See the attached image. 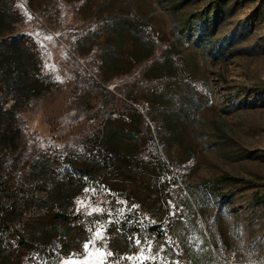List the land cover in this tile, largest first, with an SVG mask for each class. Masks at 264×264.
Instances as JSON below:
<instances>
[{"label": "rangeland", "instance_id": "obj_1", "mask_svg": "<svg viewBox=\"0 0 264 264\" xmlns=\"http://www.w3.org/2000/svg\"><path fill=\"white\" fill-rule=\"evenodd\" d=\"M181 1L0 0V264H264V0H225L191 36L215 0ZM11 38L31 75L8 101Z\"/></svg>", "mask_w": 264, "mask_h": 264}, {"label": "trees", "instance_id": "obj_2", "mask_svg": "<svg viewBox=\"0 0 264 264\" xmlns=\"http://www.w3.org/2000/svg\"><path fill=\"white\" fill-rule=\"evenodd\" d=\"M15 1L16 0H11V2H13V3ZM187 2H188V0L181 1V7H183V5H185ZM223 2H225V0H215L209 6H207V8L203 12H201L199 14H196V15H193L190 18L185 19V21H184V27H186V31L188 32V35L191 36L193 34V32L195 30V27H196V24L199 23V22H201L203 24H208L209 22H212L213 21L214 24H215V27H214V29H215L216 26H217V19H219L220 14H221L220 13V6L223 4ZM123 21L128 26L129 29H131V30L137 29V22L134 19L133 20H130V19H127L126 17H124ZM109 30H112V31L114 30L112 25L109 26ZM14 44H15L14 43V40L11 38L9 40H3L1 47L4 49L5 52L12 54L11 57L17 63L18 77H19V80L21 81V79L23 78V74H22L23 72L26 73L28 76H30L31 73H30L29 70L27 71L26 69H23V68L22 69L24 71L22 72L19 63H18L16 57L14 56V54H15L14 51H13L14 50V47H15ZM5 55H8V54L5 53ZM9 58H10L9 56L5 57V59H4V61H5L4 63L5 64L8 63ZM147 58L148 57H142L139 60L136 59L135 62H134V65L132 67H134L137 64H140L142 61L146 60ZM3 79L8 82L5 85V88H6L10 84L9 83L10 80H9V77L8 76L7 77H4ZM15 85H14V88H15ZM40 91L41 90H38L37 93L39 94ZM0 160H3V159L0 158ZM121 160H123V159L118 158L117 152L114 149H112V151H110V159H109V163L108 164L112 168H114L115 171H117L118 173L125 174V171H123V167L121 165V164H123ZM117 162H119V165H117ZM84 167L85 168H88L89 165H87V164L85 165L84 164L83 169L80 170V173L82 175H85V174L86 175H93V169L90 168L86 172L84 170ZM105 167H107V166H105ZM126 175H129V174H126ZM128 178L130 180H135L136 179V176L133 174V175H129ZM139 183H140V185H142L144 187L146 186V190H150L149 186L147 185L146 180L141 179L139 181ZM7 185L8 184H5L2 181L0 182V202H1V199L3 198L2 196L5 195L6 193H8V189L7 188H9L10 186L7 187ZM14 189L13 190L16 193L21 192V190H22V189H18V188H14ZM11 192H12V190H11ZM12 197H13V195L11 193H9V196L7 195L5 198L8 200V199H11ZM2 210H4L3 207H2ZM45 212L46 213H44V215L47 214L48 217L52 218L53 220H55V219H57V221H60V220L67 221L68 220L67 214H65V213L56 212V211H53L52 209L46 210ZM0 231H3V229H0ZM25 234L23 233L22 235H20V240L21 241H19V245L18 246H20V248L21 247L22 248H25V250H26V248L28 249V245L25 242V239H26V236H27ZM74 249H75L74 251H78L79 250L78 248H74ZM39 251L40 250H38L37 252H39ZM52 255L55 256L53 253H52ZM66 255H68V252L67 251H65V252L62 253V256L63 257H65ZM27 264H36V263H34L33 260L30 258V259H28Z\"/></svg>", "mask_w": 264, "mask_h": 264}, {"label": "snow or ice", "instance_id": "obj_3", "mask_svg": "<svg viewBox=\"0 0 264 264\" xmlns=\"http://www.w3.org/2000/svg\"><path fill=\"white\" fill-rule=\"evenodd\" d=\"M28 18L31 19V17H28ZM29 35H31V34H29ZM46 38L47 39H51V37H46ZM41 47H43V45H41ZM56 79L58 81H61L62 82V80H61V78L59 76H57ZM171 179H172L171 177H168L169 182H171ZM163 180H164V177H161V181L162 182H163ZM172 187H176V185H172ZM77 203H78V205H81L82 206V202L78 201ZM168 203H169V206L172 208V211L169 213V215H176L177 214V210L175 208V205H173L171 201H169ZM133 207H137V206L134 205ZM77 211L79 212V207H78ZM92 211L103 212L104 210L103 209H99V208L92 209L91 211H89L88 213H86V215H91L92 214ZM121 214H122V210H121ZM108 216H109V219L107 221V224L114 223V221L111 219V217H112V212L111 211L108 212ZM144 219H146V217H141L140 220H139V222L140 223H143V220ZM152 223L155 224V222H152ZM104 230H105V225H101L100 227L97 228L96 232L93 233L92 236L89 238V241L84 244L85 252H88L89 243H91L93 245V247H95V241L98 240V239H103L104 238L103 237ZM118 231H119V229H118ZM161 231H163V229H161ZM135 243L137 245H139L140 244V240L137 239L135 241ZM151 243H152L151 240H148L147 241V244L149 246V251H151ZM165 243H167L169 245V247L171 248L172 242L170 240H166ZM160 250L161 251H165V249L163 248V245H161V249ZM96 251L97 252H100L101 253V256H102V259L98 260L96 262V264H119V261L118 260L108 262L107 257L112 255L111 252H108V253L104 254L102 252V250H100V249H97ZM173 251H175V249H173ZM90 255H91V253L88 254V256H90ZM88 256H85V258H84L83 261H81L79 259H73L72 257H69L67 259L61 258L57 262V264H88ZM120 259H124V257H121ZM127 259H129L130 261H132L133 264H136L137 261H139V264H143V260L144 259L155 260L156 258L155 257H152V256H144V249L141 248V251H140V253L137 254V257H135V258H133V257H127ZM161 260L163 261L164 258L161 257ZM43 264H50V262L49 261H44ZM165 264H166V262H165ZM173 264H179V262H173Z\"/></svg>", "mask_w": 264, "mask_h": 264}, {"label": "built area", "instance_id": "obj_4", "mask_svg": "<svg viewBox=\"0 0 264 264\" xmlns=\"http://www.w3.org/2000/svg\"><path fill=\"white\" fill-rule=\"evenodd\" d=\"M4 69H5L4 77L8 76L10 80L9 82L10 84L6 87L7 95L5 97V99L9 101L12 99V95L14 92V85L17 84L19 81L16 61L11 57V65H4Z\"/></svg>", "mask_w": 264, "mask_h": 264}, {"label": "bare ground", "instance_id": "obj_5", "mask_svg": "<svg viewBox=\"0 0 264 264\" xmlns=\"http://www.w3.org/2000/svg\"><path fill=\"white\" fill-rule=\"evenodd\" d=\"M11 61V60H10ZM8 64V63H7ZM10 65H11V62H10Z\"/></svg>", "mask_w": 264, "mask_h": 264}]
</instances>
